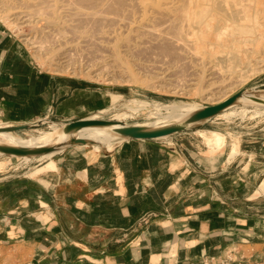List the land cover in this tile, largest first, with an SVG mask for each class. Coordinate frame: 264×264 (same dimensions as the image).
<instances>
[{"label": "crops", "instance_id": "crops-1", "mask_svg": "<svg viewBox=\"0 0 264 264\" xmlns=\"http://www.w3.org/2000/svg\"><path fill=\"white\" fill-rule=\"evenodd\" d=\"M83 87L36 69L0 25V123L83 119ZM242 142L227 137L211 163L186 135L73 146L53 170L0 176V251L20 247L34 264H211L233 246L249 262L260 252L245 248L264 245V137Z\"/></svg>", "mask_w": 264, "mask_h": 264}, {"label": "rangeland", "instance_id": "rangeland-1", "mask_svg": "<svg viewBox=\"0 0 264 264\" xmlns=\"http://www.w3.org/2000/svg\"><path fill=\"white\" fill-rule=\"evenodd\" d=\"M33 3H35V0H32V5H34ZM28 4L29 9H26V16L28 15L29 17H33L25 18L20 15L17 20H14L17 16L15 9H11V11H9L10 9H5V7L4 10V6L1 7L0 5V8H2L0 9V25L6 33L22 47L36 69L51 77L84 84L85 87L83 88H86V93H88L87 96L90 97L92 110L86 112L83 119L113 122L123 121L126 125L130 126L136 125L152 128L162 127L168 126V124H151L158 123L164 119L166 116L165 114H167L166 107L173 108L176 112L183 114L184 116L180 119L182 121L187 117L186 114L192 111L196 112L202 107L216 104V100H218L222 95L230 96L241 90L264 92V57L262 56L259 61L261 63H257L260 66L256 64L255 68V66L250 65L252 67H249V70H247L248 66L244 67L247 69H241L237 72L236 77L234 76L232 78V80L228 78H216L215 76V78L211 77L212 79L210 77L208 78L205 76L206 74H203L204 70L207 68L206 64H202V62L199 64L200 61L193 59L191 56H189L190 58L187 57L188 59L184 56L185 60H183L184 62L182 64H186L183 66L181 64L182 60H180L181 62L177 64L176 61L182 59L183 56L181 57L178 53L177 55L181 57L179 58L174 53H162L159 51V48L157 51V48H155L156 46H154V44L152 45V43H150L152 47L149 46V43H145L141 47V50L138 49L142 53L137 50L133 51L132 57H130L131 53L129 55L127 54V56L122 53L121 57L122 60L124 59L123 63L125 66L123 64V66L119 64H117L119 66H112L111 57L108 55L111 54L109 53L111 52L110 44L114 47V43L110 42V44H108L109 41L107 40L105 41V44L109 46H106L104 44V40H102L103 38L100 39L102 35H99L100 37H98L96 34L93 36L94 40L91 39L92 37L89 38V35H87L88 37L84 40L83 37L81 39V37H79L80 35L78 34V36L76 34L79 37L78 40L77 37L74 38V32L69 29H67L69 32H64L65 34L59 33V31L57 32L55 30L59 33V36L62 35L65 38L62 39L61 36L60 39L58 38V35L55 36L57 33H54V30L50 27L53 30V33L51 32V29L47 25V21L44 19V13H46L48 9H43L41 7L38 8L37 6V8L35 7L33 9V11L30 8L36 5H31V7H29L31 2ZM36 9L38 10L37 13L33 14L32 12H35ZM41 14H43V16ZM38 16L41 19L36 18ZM114 28L117 29V27ZM110 29L113 28L110 27ZM117 32H119L118 29ZM67 33L69 35L68 38L66 35ZM69 38L72 40L70 41ZM55 39L56 42H54ZM73 39L76 40V43L73 42ZM86 40H93L95 42L98 40L96 43L94 42L95 45H98H90L93 41L88 42ZM100 40L103 42L104 46L102 42H99ZM69 42H73L75 46L73 43H71L72 45L70 46ZM79 42L82 45L78 44ZM66 43L70 47L69 49ZM100 43L101 47L99 46ZM122 44V42L116 43L115 48L120 51ZM52 51L53 54H51ZM143 52L148 55L145 53L143 54ZM62 54L66 55L62 56ZM168 55L173 58L168 57ZM63 57H68L69 61L66 62L67 58L65 59ZM133 57L136 59L131 60L134 59ZM174 57H176L177 60H175L176 58L174 59ZM129 59L131 62H129ZM171 59H174L175 62ZM191 61L194 62L192 63ZM191 64H194L195 66L198 64L200 67L191 66ZM178 66H182L184 70ZM185 66L187 67L185 68ZM118 67H121L120 69L122 72H118ZM123 67H126V69ZM253 67L255 68V71H251V69H254ZM201 69H203V71ZM199 70L202 74L198 72ZM127 72L133 75V77L131 76L130 78ZM98 73L99 75L95 76ZM133 78L134 81H132ZM243 108V105L238 103L221 112L215 118H212L203 124L197 125L194 128L175 136L186 135V137H188L195 145V159L200 160L204 155V159H206L207 162L210 161V163L213 161L212 158L225 147L227 137L231 139V142H236V140L238 142L239 139H243L242 143L255 145L254 141H258L259 138L264 137V108L256 105H249L244 108L245 110ZM240 109L242 112H240ZM126 112H128V114ZM229 113H235L237 116L233 114L230 115ZM240 113H243V115H240ZM157 114L158 116H156ZM48 119L52 122H49ZM48 119L42 120V125L39 127L18 132L15 133V135L19 138V141L30 144L42 136V133L51 132L50 126L55 122H58L55 124L64 125L63 123H60L63 121L50 118ZM2 125L12 126L0 123V126ZM201 132H204V134H201ZM219 138H223V144L220 146H217L216 144L212 146L211 144L215 143V141ZM123 140V138L118 137L105 143L91 142L88 145L78 146L85 149H93L95 151H106L105 149L112 148ZM97 145L99 146L97 147ZM233 152L235 153V151ZM55 154H57V152L39 157L15 158L4 156L0 153V176L13 174L29 175L33 171H35L34 174L37 175L43 173L45 170H53L55 168H49L48 165L50 164L54 166L51 158ZM208 156L211 158H208ZM47 160L49 161L47 166L45 168L38 169ZM245 249L247 255H250L251 251L260 252L259 257L251 258L249 262L241 263V261L238 260L239 252H237L236 248L232 246L229 253H226L223 257H219L210 262L211 264H264L263 244L253 248L249 246ZM32 257L31 252L20 247L11 250H4L0 251V264H34L35 260H33L34 258Z\"/></svg>", "mask_w": 264, "mask_h": 264}, {"label": "bare ground", "instance_id": "bare-ground-1", "mask_svg": "<svg viewBox=\"0 0 264 264\" xmlns=\"http://www.w3.org/2000/svg\"><path fill=\"white\" fill-rule=\"evenodd\" d=\"M30 2L31 4L29 7H31L32 0H0V5L1 7L4 6L3 9L5 7V9H10L9 11H11V9H15V13L17 16L14 18V20H17L18 16L20 15L25 18L33 17H29L28 15L26 16V9H29L28 3ZM33 4L36 6L32 5L34 7L30 8L31 10H33L35 7L37 8V6L38 8L41 7L43 9H48V11L44 13V19L45 21H47V25L49 26V28L51 27L54 30V33L56 31H59V33H64L71 30L75 34V37L73 35L74 38L77 37L78 39L79 37H81L82 39L83 37L84 40L86 39V37H88L87 35H89V38L92 37L91 39H93V36L96 34L98 37H100L99 35H102L100 39L103 38L102 40H104V44L107 40L109 41L108 44H110V42L114 43V47L112 46V44H110L111 52L108 51L109 53H111L108 56L111 57L112 66H119L122 64L125 66V64L123 63L124 59L122 60L121 57L122 53L126 56L127 54L129 55L131 53L130 57H132L133 51L137 50L138 52H140L138 49L141 50V47L145 43H149V46L152 47L150 45V43H152V45L154 44V46H156V50L158 51L160 49L159 51H161L162 53H174L176 55L179 53L178 55H180L181 57L186 56V59H188L190 58L189 56H191L193 59L199 60V64H201V62L202 64H206L207 68L204 70L203 74H206L205 76H207L208 78L219 77L221 79L228 78L232 80L234 76L236 77L237 72H239L244 67L248 66V69L244 68L245 70H249V67H252L250 65H253L256 68V64L260 61V58L264 57V0H35V3ZM37 11L38 10L36 9V11L32 13H37ZM41 15L43 16V14ZM40 17L38 16L36 18ZM110 27L113 29H110ZM114 27H117L119 32H117V29H115ZM52 29L51 32L53 31ZM59 33L55 34V36L58 35V38L62 36H59ZM76 34H79L80 36L78 35V37ZM66 35L68 38V33ZM63 38L64 37L62 36V39ZM93 40L86 41L90 42ZM75 41L76 40L73 39V42ZM54 42H56V39ZM73 42H69L70 46ZM94 42L95 41L91 43ZM99 42L102 41L100 40ZM120 42H122L123 44L120 47L121 49L119 48V51L117 48H115V45L116 43ZM91 43L90 45H98H95V43ZM78 44H80V42ZM66 45L68 46L67 43ZM99 46L101 47V43ZM69 48L70 47L68 46V49ZM145 52H143V54ZM51 54H53V51L51 52ZM64 55L62 54V56ZM180 56L178 57L181 58ZM168 57L171 56L168 55ZM183 57L182 59H179V61H176L177 64L181 62L180 60H182L181 64L184 62L183 60H185V57L184 59ZM66 58V62L69 61L68 57ZM175 58L176 57H174V59ZM135 59L136 58L131 60ZM174 59L171 60L175 62L177 58L175 60ZM129 62H131L130 59ZM191 62L193 63L194 61ZM184 64H182V66ZM194 64H191V66H195ZM182 66L178 67L182 68ZM121 67L118 68L120 69ZM126 67L123 68L126 69ZM186 67L187 66H185V68ZM195 67L200 66L197 64ZM255 68L253 70L251 69V71H255ZM119 69L118 72L121 71V69ZM201 70L203 71V69ZM198 72L200 73L201 71L199 70ZM99 73L95 76H98ZM128 74L130 78L131 76L133 77V75H131L130 73ZM132 81H134V78ZM140 82L143 83L142 81ZM230 96L222 95L218 100H216L217 102L215 103L219 104ZM253 98L264 100V92L246 90L232 106L239 103L243 105L244 108L249 105H256L258 107L264 108V104L254 101ZM166 110L167 114H165L166 116L164 117V119L158 123L151 125H158L163 123L168 125L181 124L185 122V120H187L193 113H195V111H192L186 114L187 117L181 121L180 119L182 116H184L183 114L178 113L173 108L169 107H166ZM240 112H242V110ZM126 113L128 114V112ZM229 114L235 115V113ZM241 114L243 115V113H240V115ZM156 116H158V114ZM116 123L126 125L123 121H116ZM9 127L12 126L2 125L0 126V129ZM50 127L51 132L42 133V136H40L35 140V142L30 144L19 141V138H17L15 133L0 132V145L26 149L63 146L56 151L58 153V151L60 152L64 148V145L67 144L72 138L82 139L86 141V145H88L91 142H109L119 137V135L114 131L115 128L111 127H85L74 133H64V125L54 123ZM201 134H204V132H201ZM215 144L217 146L222 145L223 138L217 139L215 143H212L211 145L214 146ZM98 146L99 145H97V147ZM231 153L232 155H234V152ZM48 167L55 168L50 164L48 165Z\"/></svg>", "mask_w": 264, "mask_h": 264}, {"label": "water", "instance_id": "water-1", "mask_svg": "<svg viewBox=\"0 0 264 264\" xmlns=\"http://www.w3.org/2000/svg\"><path fill=\"white\" fill-rule=\"evenodd\" d=\"M244 91L246 90H241L233 94L232 96H230L229 98H227L226 100H224L219 104L202 107L200 110L193 113L187 120H185V122L181 124H172L168 126L152 128L146 126L123 125L121 123L109 122L103 120L99 121V120H87V119H80L76 121H68V122H60V123L64 124V128H63L64 133H74L85 127H111V128H115V130L114 129L113 130L115 131V133L119 135V137L124 139L123 141L159 140L184 133L194 128L197 125L203 124L208 120L215 118L223 110L232 106ZM253 100L258 103L264 104V100L262 99L253 98ZM42 120L37 121L36 124H25V125L12 126L9 128H3L0 129V132L3 133L22 132L25 130L39 127L40 125H42ZM48 121L52 122L49 119ZM86 144L87 142L82 139L72 138L69 140L67 144L64 145V148L61 151L69 147L78 146V145L84 146ZM60 147L63 146H52V147H44L38 149H26V148L0 145V153L3 154L4 156L15 157V158L39 157L42 155L56 152L58 149H60Z\"/></svg>", "mask_w": 264, "mask_h": 264}]
</instances>
